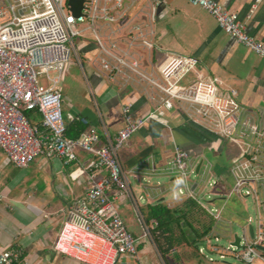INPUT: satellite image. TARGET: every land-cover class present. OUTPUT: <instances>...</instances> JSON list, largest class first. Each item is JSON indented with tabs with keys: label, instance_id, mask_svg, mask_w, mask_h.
<instances>
[{
	"label": "built area",
	"instance_id": "2783aa9c",
	"mask_svg": "<svg viewBox=\"0 0 264 264\" xmlns=\"http://www.w3.org/2000/svg\"><path fill=\"white\" fill-rule=\"evenodd\" d=\"M68 1H0V151L16 168H26L39 157L60 159L66 164L79 162V153L90 157L81 171L87 178V191L66 211L54 250L78 264H117L121 256L137 254V240L114 202L132 198L130 178L122 168L119 152L148 122L168 127L169 122L159 113L163 109L177 108L187 119L228 141L247 144L248 149L231 169L233 184L228 197L251 196L262 203L264 130L243 117L236 92L224 88L219 78L200 71L197 57L171 56L163 65L152 59L153 24L161 0H84L79 18L71 13ZM262 1L255 0L247 19ZM188 2L205 10L224 34L264 60V43L247 32V25L236 13L216 0ZM87 34L92 35L97 47L89 62L98 75L117 88L138 90L153 110L144 118H135L132 104H124V125L115 136L106 128L99 131L92 127L81 115L72 117L88 128L78 139H70L66 137L61 81L72 55L85 75L75 41ZM191 73L196 75L195 80L183 86ZM25 111L39 113L40 126L32 125ZM100 171L107 175L96 180L95 173ZM165 171L186 180L195 173V163L175 145ZM110 192H114L113 197ZM136 211L143 236L149 237L150 229L142 223L138 208ZM207 212L216 224L220 221L221 210ZM238 237L239 247L230 244L222 250L209 240V248L202 246L199 252L203 254L206 249L220 254V259L228 253L240 264L264 262L261 224L253 236L245 227ZM22 255L17 248L0 250V264H22ZM209 261L213 262L211 258Z\"/></svg>",
	"mask_w": 264,
	"mask_h": 264
},
{
	"label": "crops",
	"instance_id": "0c3cea01",
	"mask_svg": "<svg viewBox=\"0 0 264 264\" xmlns=\"http://www.w3.org/2000/svg\"><path fill=\"white\" fill-rule=\"evenodd\" d=\"M216 1L236 13L247 25V32L264 43V0L249 19L246 16L255 0ZM153 31L151 54L154 62L163 65L171 56L199 58L200 71L219 78L224 88L236 92L237 102L244 109L243 117L250 118L264 130L263 59L224 34L210 14L200 7L192 6L188 0H161ZM78 40L76 47L82 58H93L97 47L92 35L87 34V37ZM89 65V74L85 72L83 75L93 108H84L75 92L74 102L82 109L73 107V117L81 115L87 118L92 127L99 128V131L106 128L111 136H115L124 125L121 119V107L124 104H132L135 118H144L153 110V105L138 90L121 89L109 84L98 75L91 63ZM195 78L194 73L189 74L182 85H189ZM159 113L169 122L168 127L154 121L148 122L119 152L122 168L130 178L132 198L115 199L114 202L119 206L120 215L128 230L137 240V254L121 256L117 264H187L185 261L192 253L185 252V249H198L201 256L199 249L202 246L209 248L208 241L213 240L214 236L227 238L234 244L235 235H239L229 234L233 218L240 217L238 211L232 208L230 217L226 219L222 215L228 213V194L233 184L231 169L240 155L248 149L247 144L240 141L230 143L201 123L187 119L177 108L163 109ZM38 121L41 124V116ZM69 122L68 120L67 124ZM175 145L193 159L195 173L192 175L201 176L200 184L191 183V175L182 180L165 171L173 157ZM89 160V155L84 153H79V162L69 164L60 159L47 160L39 157L26 168H16L0 151V250L20 249L23 252L22 264H78L59 254L53 246L66 219V211L85 196L87 178L81 171ZM79 175L83 176L78 177ZM105 175L106 172H96L95 179L99 180ZM208 176L214 177L216 181L213 186L219 189L216 197L221 205L215 210H221L222 214L218 226L208 215L209 209L201 202V188L206 185ZM167 177H171V181L164 184ZM180 190L183 194L179 193ZM170 194L172 198L169 197ZM109 195L113 197L114 192ZM231 198L242 205L247 197ZM250 198L254 202L257 225L254 227L252 219L248 218L242 230L252 227L256 232L259 224L264 229V193L262 203L251 196ZM195 204L200 207L198 210L203 212L207 220L206 224H201L202 230L195 226L198 220L195 218ZM157 205H164L178 215L187 214L188 224L200 234L210 227L209 233L192 246L190 227L175 226L173 240L163 238L164 245L168 243L167 240H171L175 246L161 251L151 233L157 223L153 220L147 223L144 214L145 207ZM243 206L240 213L246 219ZM137 208L142 223L150 229L149 237L143 236ZM227 228L229 230L226 233Z\"/></svg>",
	"mask_w": 264,
	"mask_h": 264
},
{
	"label": "rangeland",
	"instance_id": "374dc122",
	"mask_svg": "<svg viewBox=\"0 0 264 264\" xmlns=\"http://www.w3.org/2000/svg\"><path fill=\"white\" fill-rule=\"evenodd\" d=\"M85 37H87V35ZM77 43H79V40L75 41L76 46H77ZM89 60H90L89 58H87V59L83 58L82 59L84 68L88 74L90 71ZM39 77L41 80V76H39ZM91 80L92 79H90V82H91ZM61 89L63 91V96H64L63 110H64L65 122L72 119V117H73L72 108L73 107H76L77 109H82V108L77 106L76 102H74L75 101L74 100V98H75L74 93L75 92H76L77 96H79L80 99L82 100L81 102L83 103L82 105L84 106V108H89V109L93 108V104L89 101V98H88L89 90H88V87L86 85V81L84 79L83 72H82L79 64L77 63V61L75 60V57L73 55L70 57L69 62L66 64V68H65L64 73L62 75ZM207 178H208V180L206 182V185L202 186V188H201V190L203 191L201 196H200L201 200H202L201 202L209 210L219 208L221 203L218 202L217 197H216V194H219V189L217 186L210 185L211 183H213L216 180L214 179L213 176H208ZM189 180L191 183H199L200 184L201 176H197V174L191 175ZM170 181H171V177H167L166 179H164V184H168ZM169 197L172 198V194H170ZM233 199L232 198L229 199V202L227 204V209H226L228 211V213L225 215H222V218L226 219V217H230L229 213H230V210L232 208H234L236 211H238V213L240 214V217H238V216H236V218L234 217L233 221L231 222V229L229 230L227 228V229H225V232L227 233L229 230V234L231 233L233 235L234 234L241 235L242 234V228H243V226L246 225V220L248 218L252 219V223H253L254 227L257 225L255 206H254V202L252 201V199L250 197H247L244 204H242V205H244L243 208L245 210V216H246V219H244L243 216L241 217V213H240V209L242 208L241 203H239L238 201L233 200ZM195 214H196L195 218L198 219V220H196L195 226L201 227V230H202L201 224H206V222H207V220L205 219V215L203 214L202 211H200L198 209H197ZM220 223L221 222H217V226ZM227 223H229V222H227ZM215 237H218V236H214V239L212 240V244L217 245L222 250H226L229 247V245L231 244V241L227 238L218 237V241H216ZM197 250L195 249V251L194 250L190 251L189 248H187V250L185 249V252L188 251V252L192 253L191 255H189L188 260H187V258L185 259V260H187V261H185L187 264L190 262H191V264H240V262L234 256H232L228 253L225 255L224 259H220V257H219L220 254L210 253L208 250L204 249L203 254L200 256L198 254ZM210 258L213 260L212 263H210V261H209ZM167 260H169V258H167ZM157 263H158V261H157ZM254 264H262V263L259 260H257V261H255Z\"/></svg>",
	"mask_w": 264,
	"mask_h": 264
},
{
	"label": "trees",
	"instance_id": "16d2710c",
	"mask_svg": "<svg viewBox=\"0 0 264 264\" xmlns=\"http://www.w3.org/2000/svg\"><path fill=\"white\" fill-rule=\"evenodd\" d=\"M25 115L29 122L32 125H38L39 124V116L40 114L34 111H25ZM89 122V121H88ZM90 125V122H89ZM88 126L83 125L80 120H77V118H73L69 124L66 125V137L70 139H78L86 130ZM193 202V201H192ZM197 209L200 207L195 204ZM146 214V221L149 223L151 220L155 221L157 225H155L154 228L151 229L152 237L154 241L157 244V247L161 250L164 251L165 249L168 248H173L175 244H172L171 240H173L172 236L176 232L174 231V227H182L183 225H187L190 227L191 232H192V246H195L196 243L207 233L210 231V227L205 230L202 234L199 233L198 230L193 228L190 224H188V218L187 214L183 215H178L170 210L164 205H157L155 207L148 206L145 207V213ZM211 224H209L210 226ZM183 233V230H182ZM191 234V233H190ZM163 238L168 239L170 238L171 240H167L168 243L165 245L163 244Z\"/></svg>",
	"mask_w": 264,
	"mask_h": 264
},
{
	"label": "water",
	"instance_id": "95a60500",
	"mask_svg": "<svg viewBox=\"0 0 264 264\" xmlns=\"http://www.w3.org/2000/svg\"><path fill=\"white\" fill-rule=\"evenodd\" d=\"M83 3L84 0H69L68 1V6L70 7V11L71 13L75 16V17H80L81 16V11L83 8ZM200 170V165L197 167V173ZM251 236H253V228L250 227L249 229ZM239 238L237 235H235V242H234V246L239 247Z\"/></svg>",
	"mask_w": 264,
	"mask_h": 264
}]
</instances>
